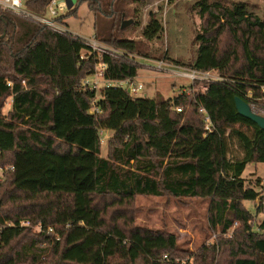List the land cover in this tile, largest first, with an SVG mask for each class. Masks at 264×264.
I'll use <instances>...</instances> for the list:
<instances>
[{
    "label": "trees",
    "instance_id": "trees-1",
    "mask_svg": "<svg viewBox=\"0 0 264 264\" xmlns=\"http://www.w3.org/2000/svg\"><path fill=\"white\" fill-rule=\"evenodd\" d=\"M143 3L77 0L60 20L88 4L95 14L119 19L108 35H96L101 42L141 55L136 41L121 37L120 25L129 4ZM196 8L199 47L188 66L231 82L197 92L190 86L169 100L104 89L101 114L90 113L96 93L83 86L99 64L80 59L84 43L0 10V264H176L177 235L136 225L130 214L137 197L165 195L207 200L210 228L222 234L193 264H264V219L254 232L244 207L262 197L260 181L248 183L244 173L264 163V130L235 106L236 98L264 105V20L245 2L205 0ZM138 15L136 9L131 16L136 26ZM162 33L150 13L143 38ZM103 63L109 80L138 76L137 64L110 57ZM120 112L104 157L102 133ZM38 226L42 232L34 231ZM231 231V239L223 237Z\"/></svg>",
    "mask_w": 264,
    "mask_h": 264
},
{
    "label": "rangeland",
    "instance_id": "rangeland-1",
    "mask_svg": "<svg viewBox=\"0 0 264 264\" xmlns=\"http://www.w3.org/2000/svg\"><path fill=\"white\" fill-rule=\"evenodd\" d=\"M65 5L63 15L77 9V0H59ZM205 0H176L169 3V0H144L143 4H129L127 7L128 17L126 20H133V12L139 10L137 20L139 26L133 22L132 25L122 30V38L131 39L138 43L144 54L138 55L136 59L139 65L138 76L135 80L144 85L143 91L136 99L149 101L158 95L169 100L177 97L183 89L194 86V91H201L202 86L192 84L191 80L177 76L173 71L155 70L157 60H168L175 65L188 66L192 64L197 56L199 47L196 41V34L200 30L201 20L199 9L196 4ZM208 2H221L227 6L236 2L247 3L248 10L264 20V0H207ZM150 13L163 26V33L159 38L146 40L142 36V30L146 25ZM71 33L84 37H104L108 35L113 26L119 25L118 18L95 14L88 7V4L79 6L77 15H69L64 19ZM111 46V45H109ZM113 47V46H112ZM92 80L95 79L91 76ZM12 109V100L4 110L6 114ZM122 113H117L111 121V127L102 133V156L108 154L107 142L114 133V126ZM237 147V146H236ZM234 147L233 152L238 149ZM248 183L260 181V192L264 196V163L249 164L244 173ZM208 201L201 199H176L169 195L162 197H137L134 201L130 214L134 216L136 225L150 229H162L175 233L178 237L179 252L178 260H190L194 262L196 255L207 245L211 246L222 236L219 231H213L208 222ZM244 207L252 216L251 225L254 232H259L258 225L263 221L264 214L257 213L259 204L246 201ZM263 211V209H262ZM29 227H32L31 224ZM35 232H39L37 227ZM233 231L224 238L231 239Z\"/></svg>",
    "mask_w": 264,
    "mask_h": 264
},
{
    "label": "built area",
    "instance_id": "built-area-1",
    "mask_svg": "<svg viewBox=\"0 0 264 264\" xmlns=\"http://www.w3.org/2000/svg\"><path fill=\"white\" fill-rule=\"evenodd\" d=\"M46 3L44 7L40 6L37 11H33L29 8V5L32 3ZM65 5L59 0H0V10L3 12L12 14L19 18L31 21L38 25H41L50 31L60 34V35H69L74 38H79L87 50L83 51L80 59L82 61H87L91 58H95L99 64L95 68L93 73L95 79H90L91 76L86 78L83 81V86L91 89L96 93V96L92 102V108L90 110L91 114H101L102 110L98 106L100 102L101 91L104 89H119L125 91L129 97L136 99L141 91L144 89V85L138 83L135 78H128L125 80H109L105 76L106 65L103 63L105 57H110L115 60L129 62L133 64L140 65L137 58L138 55L126 52L124 50L109 46L106 43L101 42L97 37L84 38L77 36L70 32L68 26L64 23V20H60L64 15L63 11ZM155 62V70L157 71H173L177 73V76L185 78L192 81V84H198L202 86V90L205 89V85L210 83H225L231 82L228 78L222 76L218 71H200L189 66L175 65L170 63L168 60L162 59L153 61ZM11 84H9L10 86ZM186 93L189 91L184 89ZM262 92L264 93V87H262ZM249 98H252V93L249 92ZM259 103V102H258ZM251 100L249 104L253 111L264 117V105L258 104ZM177 112H182L180 108H174ZM206 129L210 130V119L208 116L205 117ZM103 142V141H102ZM3 172L0 168V182L3 180ZM256 202V201H255ZM257 203L260 206H264V196L260 197L257 200ZM22 226L29 227V222H23ZM37 230L39 232L43 231L42 226H38ZM47 233H52L53 229L48 228ZM167 258V256H165ZM176 264H193L190 260H177Z\"/></svg>",
    "mask_w": 264,
    "mask_h": 264
},
{
    "label": "water",
    "instance_id": "water-1",
    "mask_svg": "<svg viewBox=\"0 0 264 264\" xmlns=\"http://www.w3.org/2000/svg\"><path fill=\"white\" fill-rule=\"evenodd\" d=\"M133 20H125L121 26V29H125L133 24ZM235 106L240 116L252 121L255 123L259 128L264 130V117L255 113L252 107L243 99L236 98L235 99Z\"/></svg>",
    "mask_w": 264,
    "mask_h": 264
}]
</instances>
